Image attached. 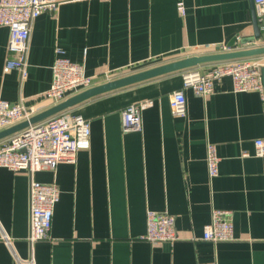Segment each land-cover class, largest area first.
Here are the masks:
<instances>
[{"label": "crops", "instance_id": "obj_1", "mask_svg": "<svg viewBox=\"0 0 264 264\" xmlns=\"http://www.w3.org/2000/svg\"><path fill=\"white\" fill-rule=\"evenodd\" d=\"M9 36L0 26V100L40 113L54 105L46 92L57 47L87 76L99 78L96 86L107 76L190 56L199 46L242 48L240 40L253 37L254 29L251 0H65L55 14L33 21L25 78L4 71ZM248 46H264V29ZM181 74L69 109L90 121V148L34 174L61 190L53 241L28 240L30 173L0 168V264H264V156L255 146L264 140V96L236 93L232 79L223 77L210 95L185 90L187 114L175 116L169 94L182 88ZM147 100L153 103L142 111L143 129L124 133L122 110ZM209 142L220 158L214 178L207 171ZM213 209L232 212V241L203 240ZM150 210L172 214L180 240H141Z\"/></svg>", "mask_w": 264, "mask_h": 264}, {"label": "built area", "instance_id": "obj_2", "mask_svg": "<svg viewBox=\"0 0 264 264\" xmlns=\"http://www.w3.org/2000/svg\"><path fill=\"white\" fill-rule=\"evenodd\" d=\"M65 0H0V26L9 29L8 53L4 71L18 70L26 77V58L33 21L43 13L55 14ZM256 13L264 21V0H254ZM179 11L184 14L182 2ZM240 47L226 44L199 46L192 50L194 55L230 52ZM264 67V55L231 61L217 62L182 71V88L169 94V104L175 116L187 114L185 90L192 89L198 96H207L214 92L215 82L223 77L233 81V91H256L264 96L261 69ZM53 80L46 96L52 104L64 101L69 95L95 86L99 78L87 76L83 65L72 62L61 48L55 50L52 66ZM130 74V73H129ZM112 80L110 76L106 77ZM107 82V81H106ZM153 103L151 100L126 106L121 112L122 131L124 133L143 129L142 111ZM36 106L23 103H11L0 100V131L30 120L39 113ZM91 146L90 121L80 114L63 111L39 123L17 132L0 141V168L11 171H27L31 175L30 185V234L31 243L53 241L51 236L54 210L60 201L61 190L57 183H43L34 178L41 170H54L62 162L75 161L81 150ZM257 155L264 156V140H256ZM207 171L210 178L219 175L220 158L217 146L207 144ZM147 231L141 240L160 243H173L180 240L176 230L175 217L167 211H148ZM204 241L219 243L234 239L232 212L213 209L211 220L203 228ZM8 240V238H3Z\"/></svg>", "mask_w": 264, "mask_h": 264}, {"label": "water", "instance_id": "obj_3", "mask_svg": "<svg viewBox=\"0 0 264 264\" xmlns=\"http://www.w3.org/2000/svg\"><path fill=\"white\" fill-rule=\"evenodd\" d=\"M251 13L253 18L254 36L241 39L240 44L243 45L242 48L237 50H232L230 52L187 56L184 58L177 59L175 61L161 64L136 73L128 74L126 76H122L120 78H116L104 82L102 84L93 86L89 89L78 92L77 94H74L71 97L66 98L64 101L55 104L50 108L36 114L28 121H23L19 124H16L12 127L0 131V141L10 137L11 135L17 132H20L28 128L30 125L39 123L63 111L72 109L85 101H88L92 98H95L97 96L109 92L121 90L167 74L180 72V71L182 72L184 70L196 68L206 64L263 56L264 46H259V47L248 46L249 43H253L256 40L262 38L263 29H264V21H260V19L258 18L253 0H251ZM230 47H235V44L233 43L232 45H230ZM261 73H262V81L264 85V67L261 69Z\"/></svg>", "mask_w": 264, "mask_h": 264}]
</instances>
